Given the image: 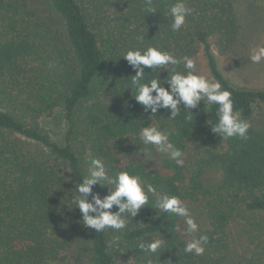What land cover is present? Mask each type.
<instances>
[{"label":"trees","instance_id":"trees-1","mask_svg":"<svg viewBox=\"0 0 264 264\" xmlns=\"http://www.w3.org/2000/svg\"><path fill=\"white\" fill-rule=\"evenodd\" d=\"M36 1L0 0V264H58L67 258L64 233L71 230H82L92 264H118L124 256L147 264L138 244L155 239L164 245L153 264H264V247L260 255L237 257L228 241L232 224L264 214V89L232 84L214 54L228 53L237 41L235 0H186L193 12L175 32L169 7L177 0H154L155 13L144 0H48L51 18ZM148 47L178 59L202 50L214 82L232 93L233 111L250 123L249 138L224 140L212 132L219 106L206 99L192 109L179 105L175 118L168 108L145 111L134 99L136 72L123 58ZM175 71L183 72V64ZM144 72V82L159 79L167 87L173 66ZM57 110L66 123L63 143L41 127ZM157 120L169 124L165 133L185 155L200 146L193 167H179L167 155L155 166L119 156L115 144L139 140V130ZM91 159L113 177L128 171L156 189L124 230L96 233L75 208L76 186L88 172L84 161ZM108 192L93 187L101 199ZM163 195L200 210L206 228L195 239L209 238L203 255L184 252V218L156 207Z\"/></svg>","mask_w":264,"mask_h":264},{"label":"clouds","instance_id":"clouds-1","mask_svg":"<svg viewBox=\"0 0 264 264\" xmlns=\"http://www.w3.org/2000/svg\"><path fill=\"white\" fill-rule=\"evenodd\" d=\"M154 0H144V9L149 13H155ZM193 9L187 6L186 0H177L169 7V15L172 17L171 30L179 31L186 22V17L191 15ZM250 60L254 64L264 62V45H257L250 50ZM136 72L131 77V84L136 89L135 101L143 106L145 111L150 110L155 114L158 107L171 110V117L180 114L179 105L186 108H196L197 105L207 100L210 107L218 105V122L212 127V132L221 133L224 140L239 138L247 140L250 123L241 120L238 112L233 111L232 93L223 89L219 81L213 82L204 75L196 74L195 61L187 56L176 58L173 54L161 51L156 47H148L146 50H128L123 58ZM183 64L184 71H175V66ZM142 66V67H141ZM173 66L172 74L167 78V87L161 86L159 79L145 80L144 69L155 71L158 68ZM187 73V74H185ZM155 93V95H153ZM139 136L145 146H154L159 153L166 154L175 164L182 167L185 153L170 142L169 136L156 126H149L139 130ZM88 172L80 184L76 186V209L82 215L83 225L96 233L106 229L121 231L127 228V217H135L141 208L149 202V194H155L153 185H145L141 177L131 175L128 171H120L113 177L109 174L106 165L100 159H91ZM100 185L113 186L108 195L103 199L99 194L93 195V187ZM91 198V199H89ZM117 211H110L113 207ZM156 207L163 213L186 218L187 233L189 235L198 230V224L189 214V209L177 196L163 195L156 203ZM180 231L179 227L176 229ZM118 239V238H117ZM208 236L201 235L186 243L184 252L195 253L200 256L205 252L203 245L208 243ZM162 239L141 242L138 248L145 253L147 264L160 259L157 256L163 247Z\"/></svg>","mask_w":264,"mask_h":264},{"label":"rangeland","instance_id":"rangeland-1","mask_svg":"<svg viewBox=\"0 0 264 264\" xmlns=\"http://www.w3.org/2000/svg\"><path fill=\"white\" fill-rule=\"evenodd\" d=\"M36 4L39 7L41 15L44 17L51 18L54 15L48 0H38ZM235 10L241 27L237 41L228 53L220 54L214 50V54L218 59L221 72L232 84L251 89H264V62L254 64L249 58L251 48L257 45H264V0H235ZM192 59L196 64L195 73L204 75L214 82L209 72L207 59L202 50ZM257 115L258 119L262 118L261 114ZM65 126L64 113L61 110H57L51 116L44 117L41 121V127H43L45 132L54 141L59 143H63ZM152 126H156L164 132L170 127L164 120H157ZM115 150L123 159L142 160L152 166L159 164L160 160L166 155L159 153L152 145L145 146L140 138L137 141L126 140L117 143L115 144ZM201 156L202 151L199 145L189 146L184 158L185 166L187 168L193 167ZM90 161H84L85 170H88ZM209 175H212V171ZM66 177V179L63 178L60 181L64 183L60 190L64 195L68 192L67 184L70 182L68 176ZM96 186L99 191H109L113 187L111 185H104L107 187L106 189L100 185ZM189 214L198 224V230L189 235L186 231V218H184L181 223V233L191 242L195 239L197 233L206 228V223L196 206L190 205ZM248 220L234 223L228 230V241L230 242L232 252L237 257L245 255L251 257V254L254 253L260 255L261 248L264 247V214L257 215L255 219ZM64 234L65 238L68 239L70 247L67 252V258L58 264H92L90 249L86 245L84 246V241L82 240V230H71ZM118 264H131V260L128 256H124L118 260Z\"/></svg>","mask_w":264,"mask_h":264}]
</instances>
